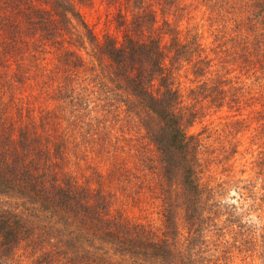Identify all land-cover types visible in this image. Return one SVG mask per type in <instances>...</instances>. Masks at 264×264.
Returning a JSON list of instances; mask_svg holds the SVG:
<instances>
[{
    "label": "trees",
    "instance_id": "1",
    "mask_svg": "<svg viewBox=\"0 0 264 264\" xmlns=\"http://www.w3.org/2000/svg\"><path fill=\"white\" fill-rule=\"evenodd\" d=\"M102 1L117 10L115 33L100 35L83 17L77 4L94 0H0V264L21 245L28 262L12 264H233L221 250L204 255L215 209L204 195L211 191L202 183L201 142L189 131L199 108L183 100L171 65L192 62L204 78L192 93L213 95L218 108L227 98L240 108L248 87L228 97L239 87L223 86L230 83L223 61L216 68L196 32L183 37L176 22L159 23L150 0ZM202 1L209 19L234 24V45L218 53L228 52L246 78L263 80L264 96V0ZM81 52L104 58L90 77L77 71L86 63ZM51 53L49 66L43 60ZM21 89L30 91L24 99L12 96ZM118 106L138 119L155 149L147 169L162 203L159 229L130 220L113 208L115 193L80 183L69 168L70 157L79 160L81 135L88 128L93 138L104 112Z\"/></svg>",
    "mask_w": 264,
    "mask_h": 264
},
{
    "label": "rangeland",
    "instance_id": "2",
    "mask_svg": "<svg viewBox=\"0 0 264 264\" xmlns=\"http://www.w3.org/2000/svg\"><path fill=\"white\" fill-rule=\"evenodd\" d=\"M150 1L159 23L164 17L176 22L183 37L188 30L191 34L196 32L207 54L214 59L216 68H221L219 61H223L220 71L222 79L230 81L223 86L227 90L230 84L239 87L236 91L228 90V97L235 92L242 93L243 83L248 87L245 88L248 91L240 108L229 105L228 98L218 108L211 102L213 95L206 96L205 92L203 95L206 97L203 98L192 93L202 79L192 73V62L183 60L171 65L175 85L179 87L183 100L186 104L198 103L199 108V114L189 131L200 139L202 183L211 191V196L208 197L207 193L204 195L208 198V204L215 209L214 213H210L213 218L212 221L209 220V231H204L205 238L208 239L204 255L221 250L222 255L225 254L233 264H264L263 80L258 79L256 82L252 76L246 78L239 70L238 63L231 61L233 59L228 52L224 55L218 53L223 48L234 45L230 40L234 36V24L231 21H215L212 16L213 21L209 19L205 1L181 0L175 6H167L162 0ZM77 6L98 34L101 35L105 30L116 32L115 7L102 0H94L91 5L78 3ZM165 39L166 37L163 41ZM81 54L86 58L84 66L77 70L81 77H90L95 73L92 67L98 69L103 66L99 63L103 57L94 61L95 56H87L84 52ZM48 61L49 66L56 63L53 53L45 54L43 62ZM28 92L30 91L27 89H21L13 92L12 96L24 99ZM97 94H101L99 89ZM37 98L30 97V102H35ZM5 100L10 101V97L7 95ZM40 101L46 105L45 100L41 98ZM24 103L25 108H31L28 101ZM115 106L117 105H113L114 109ZM95 108L100 115V106ZM104 114L106 121L100 124L99 132H95L93 138L88 128L81 135V145H77L79 160L70 155L72 165L69 168L80 183L93 188L103 183L105 190L115 193L113 208L122 211L130 220L159 229L163 225L162 203L156 190L148 185L154 184V181H148L153 180L154 174L147 169L150 163L148 158H155V149L138 119L124 112L121 106L116 111L111 109ZM124 173L128 176L131 173L137 175L136 178L124 180ZM214 200L217 201L216 205L213 204ZM179 214L177 223L181 235L185 236V220L182 213ZM29 253L30 250L21 245L11 261L27 263ZM11 261L8 258L2 260L4 264H12Z\"/></svg>",
    "mask_w": 264,
    "mask_h": 264
}]
</instances>
